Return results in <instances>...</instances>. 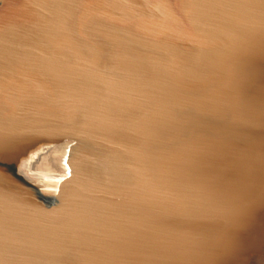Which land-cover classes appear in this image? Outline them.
<instances>
[{
	"label": "water",
	"instance_id": "water-1",
	"mask_svg": "<svg viewBox=\"0 0 264 264\" xmlns=\"http://www.w3.org/2000/svg\"><path fill=\"white\" fill-rule=\"evenodd\" d=\"M39 138L0 264H264V0H0V162Z\"/></svg>",
	"mask_w": 264,
	"mask_h": 264
},
{
	"label": "bare ground",
	"instance_id": "bare-ground-1",
	"mask_svg": "<svg viewBox=\"0 0 264 264\" xmlns=\"http://www.w3.org/2000/svg\"><path fill=\"white\" fill-rule=\"evenodd\" d=\"M67 149L68 141L34 139L4 157L0 162V180L10 187L33 194L39 200L47 201L57 179L68 172L65 163ZM143 240V237H139L137 241Z\"/></svg>",
	"mask_w": 264,
	"mask_h": 264
}]
</instances>
